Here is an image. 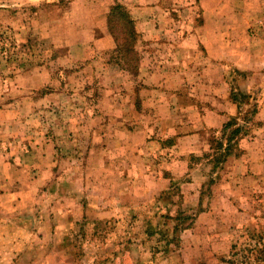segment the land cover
Listing matches in <instances>:
<instances>
[{"label": "rangeland", "instance_id": "rangeland-1", "mask_svg": "<svg viewBox=\"0 0 264 264\" xmlns=\"http://www.w3.org/2000/svg\"><path fill=\"white\" fill-rule=\"evenodd\" d=\"M71 2L0 0V264H225L233 245V259L241 263L249 255V237L264 239V175L221 183L228 174L216 165L224 155L218 142L236 127L225 136L204 131L203 152L188 157V174L185 166L171 182L155 178L159 159L144 160L151 173L143 172L139 189L120 178L118 167L109 168L121 166L112 155H85L106 146L107 137L92 143L89 130L74 132L78 118L92 125L99 98L125 92L130 84L136 93L143 63L167 61L169 72L179 63L193 64L195 77L205 81L202 68L211 61L199 39L202 0H161L160 10L147 0H89L75 7ZM149 10L166 13L159 20L165 32H139ZM125 11L133 26L119 16ZM99 12L118 39L106 52L91 46L99 36ZM154 23L144 29H154ZM227 24L235 31L229 41L240 42L238 21ZM245 54L229 46L222 82L210 87L217 98L228 94L234 114L238 108L231 120L244 131L231 144L233 158L244 153L239 139L264 136V68L241 72L234 66L251 55L263 62L264 52ZM212 62L214 73L217 61ZM98 69L105 73L98 75ZM109 76L114 91L104 83ZM181 83L186 93L187 82ZM189 181L200 184L194 197L185 194Z\"/></svg>", "mask_w": 264, "mask_h": 264}, {"label": "crops", "instance_id": "crops-1", "mask_svg": "<svg viewBox=\"0 0 264 264\" xmlns=\"http://www.w3.org/2000/svg\"><path fill=\"white\" fill-rule=\"evenodd\" d=\"M87 1L89 0H72L71 5L75 7ZM160 2L161 0H147L146 3L156 5L160 10ZM149 8L153 9V6ZM202 8L203 24L198 29L199 39L205 49L207 60L211 61L203 65V72L207 76L203 77L204 82L201 80L202 77L201 79L195 77L193 64L189 67L187 64L179 63L181 67L169 72L167 61L151 60L149 63H143L139 68L137 76L139 89L136 93L133 89L134 84H130L125 88V92H113L106 99L101 97L93 104L95 109L89 120L92 124L90 127L80 122L79 118L74 123V132L88 130L89 134L92 132L91 137L89 136V141L92 143L93 140H99V137H104L102 141L107 137L104 142L106 146L99 145L97 150L90 148L85 155L93 154L91 160L100 154L112 155L117 159L114 164L121 166L111 164L109 168L118 167L117 172L120 173L121 179L126 182L135 181L133 189H139L136 184L144 178L143 172L147 175L151 173L150 168L143 167L144 160L159 159L156 162L162 163L159 171L153 172L154 175L156 173L155 178L161 184L173 181L174 176L180 169L184 170L185 166L188 174L190 169L188 157L198 156L203 152L204 131L209 129L221 132L231 117L237 116V107L236 114L230 111V105L232 106L233 103L230 104L228 94L222 98L220 93L217 98L210 88L212 82L217 84L222 82L225 68L223 60H226L229 46L231 48L237 46L240 52L246 53V56L247 53L264 52V0H202ZM165 19H167L166 13L161 12L159 16L155 13L151 14L149 10L146 22L143 24L151 25L154 21L153 28L156 33L152 32L154 31L152 26L144 29L143 24L139 32L144 33L146 37L156 36L163 31L159 27V20ZM232 19L237 20L241 27L239 31L241 41L238 43L229 41V36L235 35V31H231L227 24V21ZM98 28L99 36L96 40L93 39L91 46L101 52L112 50L115 47V39L109 32L105 20L102 22V12H99ZM90 33L93 34V31ZM213 60L217 62L212 67L214 73H211ZM236 64L238 65L234 66L241 72L259 71L261 67L264 68V61L261 62L254 55H251L250 61L243 60ZM98 70V75L105 73L103 69ZM188 71L192 72V76H189ZM105 76L101 78L104 80ZM182 80L187 82L186 85L189 87L186 93L180 89ZM107 81L104 82L107 89H115L113 76H109ZM195 85H199L198 88ZM262 120H264V110ZM68 127L70 128L71 125ZM61 129L63 132L68 130L64 125ZM255 134V137H250V142L239 139L244 153L234 158L229 156L222 165L223 171L228 174L221 180L222 184L227 182L229 184L231 176L244 178L248 175L250 178H259L264 175V136L258 132ZM74 141H80L78 134H75ZM226 143L225 140V146ZM161 166L169 173L165 174ZM199 187V183L189 181L185 185L187 189L185 194L194 197V192L199 194ZM139 194H142L141 191Z\"/></svg>", "mask_w": 264, "mask_h": 264}, {"label": "trees", "instance_id": "trees-1", "mask_svg": "<svg viewBox=\"0 0 264 264\" xmlns=\"http://www.w3.org/2000/svg\"><path fill=\"white\" fill-rule=\"evenodd\" d=\"M121 7L122 6L119 5L113 11L119 12V10H121ZM119 16L121 18H124L126 21H128V23L130 25L133 26L134 21L131 19L130 15L126 11H125V13L121 12L119 14ZM134 32H135V30L132 29L131 35H133V36L136 35V32L135 33ZM112 34L115 38V41L118 44V39H117L116 33L112 32ZM233 99L235 100V102H237V104L240 108L242 101H239L237 96H235V95L233 96ZM256 113H258L257 109L254 110L253 114H256ZM233 127H236V129H234L231 132L230 136L226 139V142H227L226 146H225L224 142H222V141L218 142V147H219V149H221L223 151L224 155L222 158L217 159V162H216L217 166L223 165L227 161L228 157L231 156L230 147H231L232 142H234L244 131L241 126L237 125L236 121L231 120L223 128V131H222L223 135L225 136L226 132ZM263 240H264L263 237L256 236V235L252 234L249 237V240L247 242V244L250 246V247H248L249 249L248 248L244 249L245 250L244 252L248 251L249 255L243 256L242 260L240 261L241 263H238V261L233 259L234 256L237 255V252H238L236 245H233L231 248V257L223 259V262L225 264H264V246H263L264 241Z\"/></svg>", "mask_w": 264, "mask_h": 264}]
</instances>
